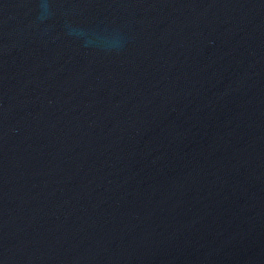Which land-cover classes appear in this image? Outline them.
Wrapping results in <instances>:
<instances>
[{
    "label": "water",
    "instance_id": "95a60500",
    "mask_svg": "<svg viewBox=\"0 0 264 264\" xmlns=\"http://www.w3.org/2000/svg\"><path fill=\"white\" fill-rule=\"evenodd\" d=\"M0 264H264V0H0Z\"/></svg>",
    "mask_w": 264,
    "mask_h": 264
}]
</instances>
